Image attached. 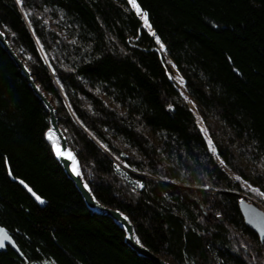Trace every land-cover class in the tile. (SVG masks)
Instances as JSON below:
<instances>
[{
    "label": "trees",
    "instance_id": "obj_1",
    "mask_svg": "<svg viewBox=\"0 0 264 264\" xmlns=\"http://www.w3.org/2000/svg\"><path fill=\"white\" fill-rule=\"evenodd\" d=\"M136 1L151 29L130 0H0V29L94 196L128 217L142 246L167 264H264L239 212V195L263 204L264 0ZM50 129L0 47V226L24 257L8 249L0 264H155L77 195Z\"/></svg>",
    "mask_w": 264,
    "mask_h": 264
},
{
    "label": "water",
    "instance_id": "obj_2",
    "mask_svg": "<svg viewBox=\"0 0 264 264\" xmlns=\"http://www.w3.org/2000/svg\"><path fill=\"white\" fill-rule=\"evenodd\" d=\"M0 38L5 39V36L0 32ZM18 61V62H17ZM16 65L21 70L22 75L26 78L27 82L30 84L31 88L35 92V94L39 97L41 100V96L44 98V101L42 103L45 105V108L47 110V113H49V119L51 124V130L56 138L57 145L60 147V150L64 153L63 155L59 154L57 151V147L55 148V153L57 158H59L61 165L66 172H68L67 168H74L79 166L78 160H76L75 153L71 150V148L68 146L67 140L65 136H63V133L61 132L58 124V118L56 115V111L49 100L45 98L43 93L40 91L38 86L35 84L34 79L32 77L31 72L28 70V68L25 66V64L17 58ZM75 157V160L71 158V156ZM66 158V160H63V158ZM79 172H80V167ZM76 187H81V184L78 181H73ZM83 189H81V192ZM84 193V192H83ZM86 194H90V190H87ZM91 195V194H90ZM86 206L95 212L101 213L111 219L114 220L116 224L122 229V231L125 233L126 236V243L127 245L135 251L139 256H143L144 258L154 261L157 264H160V258L154 257L152 254H150L147 249L142 247L138 242L136 235L134 234L133 225L130 222V220L124 215L122 212L118 210L108 209L105 207L100 206L97 201L94 198H83ZM244 211V208L246 209L247 213H243V218L245 221V224L250 228L255 234H259L261 236V241L264 242V214L258 215L259 212L258 208H260L255 202L250 200L249 198L243 197L239 203V208ZM3 232L6 231L5 228H1ZM9 236V234H8ZM10 239L5 241L4 247H0V253L6 252L7 248H11V250L15 251L19 254L12 237L9 236Z\"/></svg>",
    "mask_w": 264,
    "mask_h": 264
},
{
    "label": "bare ground",
    "instance_id": "obj_3",
    "mask_svg": "<svg viewBox=\"0 0 264 264\" xmlns=\"http://www.w3.org/2000/svg\"><path fill=\"white\" fill-rule=\"evenodd\" d=\"M137 2V1H136ZM132 9H133V11H135L136 12V10L132 7ZM140 16V15H139ZM141 17V16H140ZM142 19V18H141ZM143 20V19H142ZM46 23H47V29L49 30V31H58V29L56 28V26L53 24V22L51 21V19L48 17L47 19H46ZM0 32L5 36V39H3V38H0V47L2 48V50L5 52V54H7V56H8V58H9V60H11L13 63H14V65L16 66V68L17 69H19L18 67H17V65H16V61H17V58L19 59V61H21V62H23V60L20 58V56L17 54V52H16V50L14 49V47L9 43V41L7 40V37H6V34H5V32L2 30V29H0ZM162 50V49H161ZM18 62V61H17ZM26 66V65H25ZM27 67V66H26ZM28 68V67H27ZM20 70V69H19ZM29 70V69H28ZM30 71V70H29ZM20 72H21V70H20ZM22 74V73H21ZM32 74V73H31ZM33 77V76H32ZM25 78V77H24ZM26 79V78H25ZM34 79V78H33ZM27 81V80H26ZM35 82V81H34ZM28 83V82H27ZM36 84V83H35ZM28 85H29V87H30V89L32 90V92L34 93V95L36 96V98L40 101V103L42 104V106L44 107V109H45V111L47 112V110H46V108H45V105L42 103V101H44V98L41 96V100L39 99V97L35 94V92L33 91V89L31 88V86H30V84L28 83ZM37 85V84H36ZM38 86V85H37ZM39 88V87H38ZM40 89V88H39ZM41 91V90H40ZM42 92V91H41ZM185 94V93H184ZM44 95V94H43ZM45 96V95H44ZM45 98L47 99V100H49L46 96H45ZM188 98V97H187ZM187 100V99H186ZM51 103V102H50ZM52 104V103H51ZM53 106V105H52ZM54 107V106H53ZM54 109H55V107H54ZM55 111H56V109H55ZM48 115H49V113H48ZM56 115H57V113H56ZM58 118V117H57ZM50 120V119H49ZM58 124H59V122H58ZM50 126H51V124H50ZM60 128V127H59ZM61 130V129H60ZM61 132H62V130H61ZM63 133V132H62ZM88 133V132H87ZM89 134V133H88ZM63 136H65L64 135V133H63ZM65 138H66V136H65ZM48 139H49V136H48ZM51 142H52V151H53V155H54V158H55V160L57 161V163L59 164V166L61 167V169H62V171H63V173H64V177L69 181V182H71L73 185H74V191L75 192H77V195L78 196H80V197H82V198H84V197H86V198H94L96 201H97V203L100 205V206H102V207H105V208H108V209H112V208H109V207H107V206H105V205H103L101 202H99L97 199H96V197L94 196V194H93V192H92V190H91V188H90V184H89V181H88V178L86 177V175H84L83 174V172L81 171V169H80V174L79 175H77L74 171H73V169L72 168H67L68 169V172H66L65 173V171H64V169H63V167H62V165H61V162H60V160H59V158H57V156H56V153H55V148L58 146L57 145V142H56V138H55V136L53 135V139H49ZM67 140V139H66ZM68 143V142H67ZM69 146V145H68ZM70 147V146H69ZM72 150V149H71ZM73 151V150H72ZM216 153H217V151H215ZM63 158V160H66V158H64V157H62ZM76 160H78V157L76 156ZM78 162H79V160H78ZM78 167H80V164H79V166ZM17 181V180H16ZM73 181H78L80 184H81V187H76L75 186V184L73 183ZM18 183H20V185L27 191L28 190V187H27V185L23 182V181H17ZM85 185H87V187H85ZM81 189H83V191L81 192ZM87 190H90V194H86L87 193ZM28 192H30L29 190H28ZM84 192V193H83ZM31 194H32V196H34L33 195V193L32 192H30ZM260 195L261 194H259V197H260ZM243 197H246V196H244V195H239V203H240V201H241V199L243 198ZM247 198V197H246ZM260 199H261V197H260ZM251 200V199H250ZM253 202H255L260 208H258V210H259V212L257 213L258 215H263L264 214V209L261 207V203L260 202H256V201H254V200H252ZM113 210H115V209H113ZM93 211V210H92ZM95 212V211H94ZM239 212H240V215L243 217V213L245 212V213H247V211H246V209L244 208V211L241 209V207L239 208ZM96 213H98V212H96ZM99 214H101V213H99ZM101 215H103V214H101ZM105 216V215H104ZM107 217V216H106ZM128 218V217H127ZM111 219V218H110ZM244 219V218H243ZM113 222H114V220L113 219H111ZM245 222V221H244ZM118 225V224H117ZM247 226V225H246ZM1 227V226H0ZM248 227V226H247ZM2 228V227H1ZM133 228H134V226H133ZM121 229V228H120ZM250 229V228H249ZM122 230V229H121ZM256 235H257V237L259 238V240H261L262 238H261V236L259 235V234H257L256 233ZM9 236H10V234H9ZM137 238V237H136ZM12 240H13V242H14V244H15V246H16V248H17V250H18V252H19V254L18 253H16L15 251V253L20 257V259H23L24 257H23V255H22V253H21V251H20V249H19V247H18V245L16 244V242L14 241V239L12 238ZM138 241V240H137ZM140 244V243H139ZM141 245V244H140ZM142 246V245H141ZM142 247H144V246H142ZM145 249H147L146 247H144ZM8 249H11V248H7V250ZM7 250H6V252H7ZM147 251L150 253V254H152L154 257H156V258H159V256H157L156 254H154V253H152L149 249H147ZM6 252H4V253H6ZM135 252V251H134ZM141 256V255H140ZM141 257H143V256H141ZM144 258V257H143ZM161 259V258H160ZM26 262V264H28V262L27 261H25ZM152 262H154V261H152ZM155 264H157L156 262H154Z\"/></svg>",
    "mask_w": 264,
    "mask_h": 264
},
{
    "label": "snow or ice",
    "instance_id": "obj_4",
    "mask_svg": "<svg viewBox=\"0 0 264 264\" xmlns=\"http://www.w3.org/2000/svg\"><path fill=\"white\" fill-rule=\"evenodd\" d=\"M18 2L22 3V0H18ZM130 3L132 4V7L136 10L137 14H138V15H141V17H142V19H143V22H144V25H145L146 27H148L149 29H151V25L149 24V19H148V13H147L146 11H142V10H141V8H140V6L138 5V3L136 2V0H130ZM26 15H27V14H26ZM152 34L155 36V33H152ZM156 40H157V42L159 43V37H158V36L156 37ZM160 47H161V49H163V48H164V45L161 43V44H160ZM180 83H181V84L184 83L182 77L180 78ZM185 99H187V97H185ZM201 131L204 132L205 135H207V129H206V128H202ZM53 135H54V134H53L52 130L50 129V130H49V134H48L49 139H53ZM208 143H209V146H210L211 150H212L213 152H215L216 149H215V147L212 145V141L209 140ZM57 151H58V153L61 154V155L64 154V153L60 150V147H59V146H57ZM69 155L71 156V154H69ZM71 158H72L73 160H75V157H74V156H71ZM73 171H74L77 175L80 174V173H79V168H78V167H74V168H73ZM237 179H239V178L237 177ZM85 187H87V185H85ZM29 191L31 192L32 190L29 189ZM253 191H258V189H253ZM34 195H35V194H34ZM262 195H264V193H262ZM36 198H37V200H40V197L37 196ZM40 202L43 203L42 200H40ZM8 239H10V237L8 236V234H7L6 232H3L2 230H0V247H4L5 241L8 240ZM137 242L139 243V241H137ZM160 264H167V262H166L165 260H160Z\"/></svg>",
    "mask_w": 264,
    "mask_h": 264
},
{
    "label": "rangeland",
    "instance_id": "obj_5",
    "mask_svg": "<svg viewBox=\"0 0 264 264\" xmlns=\"http://www.w3.org/2000/svg\"><path fill=\"white\" fill-rule=\"evenodd\" d=\"M141 16V15H140ZM142 18V17H141ZM161 54L162 56L164 57L165 61H166V67L171 69L170 70V76L172 77V79L175 81V83L177 84L178 88L183 92L185 93V87H184V83L181 84L180 83V78L182 77L181 74L175 69V66H174V63L172 61V59L168 58V55H167V51L163 48L162 51H161ZM183 78V77H182ZM184 81V79H183ZM187 102L188 104L190 105L191 109L195 111L196 113V106L195 104L191 101L190 97L187 98ZM197 114V113H196ZM200 125L202 126V123L200 122ZM261 197V200L263 201V204H261V207L264 209V196L261 194L260 195ZM248 198V197H247ZM83 199V198H82ZM250 199V198H249ZM252 200V199H251ZM2 227V226H1ZM134 229V228H133ZM7 231V230H6ZM9 234V233H8ZM134 234L136 235L135 233V230H134ZM125 243H126V237H125ZM127 245V243H126ZM128 246V245H127ZM129 247V246H128ZM130 248V247H129ZM45 264V263H44ZM46 264H53V263H46Z\"/></svg>",
    "mask_w": 264,
    "mask_h": 264
}]
</instances>
